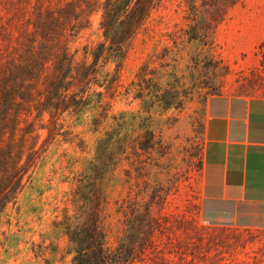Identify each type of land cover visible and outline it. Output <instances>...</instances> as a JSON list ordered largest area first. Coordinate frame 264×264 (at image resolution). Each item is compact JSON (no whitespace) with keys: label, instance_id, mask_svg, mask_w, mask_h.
Returning a JSON list of instances; mask_svg holds the SVG:
<instances>
[{"label":"rangeland","instance_id":"374dc122","mask_svg":"<svg viewBox=\"0 0 264 264\" xmlns=\"http://www.w3.org/2000/svg\"><path fill=\"white\" fill-rule=\"evenodd\" d=\"M37 1L0 0V48L16 42L35 18ZM185 4L164 0L154 9L119 72L115 63L104 67L109 75L108 86L97 87L104 92L101 105L66 117L67 137L50 145L17 203L0 213V264H72L60 222L75 212L77 177L114 116L142 110L140 95L148 89L140 92L139 84L152 82L170 89V98L180 96L173 104H150L145 123L152 147L140 154L129 147L111 175L102 212L108 245L124 234L132 200L143 204L158 191L155 215L170 221L173 236L201 246L207 264H264V207H219L202 192L209 100L216 94L264 96V0L238 5L208 48L188 42ZM100 21L94 13L89 27L70 36L79 60H92V49L104 41ZM141 139H147L144 130Z\"/></svg>","mask_w":264,"mask_h":264},{"label":"trees","instance_id":"16d2710c","mask_svg":"<svg viewBox=\"0 0 264 264\" xmlns=\"http://www.w3.org/2000/svg\"><path fill=\"white\" fill-rule=\"evenodd\" d=\"M245 0H186L188 42L208 48L217 27ZM164 0L37 1L35 18L16 38L0 48V213L18 201L50 145L67 137V116H81L102 103L107 87L104 67L119 72L135 37L152 11ZM101 14L104 41L92 49V60H79L70 36L89 27ZM143 81H150L145 76ZM142 110L122 111L115 124L98 139L94 154L77 177L74 214L60 222L68 237L72 264H207V254L173 236L174 226L160 220L154 204L162 194L153 191L141 204L134 199L125 219L124 234L114 247L107 242L102 212L114 169L128 148L140 154L152 147L146 118L150 104H173L170 89L159 82L139 84ZM219 95V94H216ZM150 98H147V97ZM154 100V101H153ZM107 117V116H105ZM147 139L142 140V131ZM177 240V241H175Z\"/></svg>","mask_w":264,"mask_h":264},{"label":"crops","instance_id":"0c3cea01","mask_svg":"<svg viewBox=\"0 0 264 264\" xmlns=\"http://www.w3.org/2000/svg\"><path fill=\"white\" fill-rule=\"evenodd\" d=\"M203 153V196L219 207H264V96L214 95Z\"/></svg>","mask_w":264,"mask_h":264}]
</instances>
